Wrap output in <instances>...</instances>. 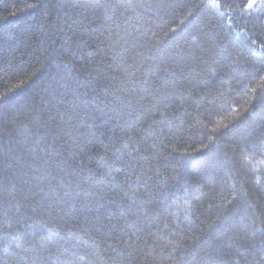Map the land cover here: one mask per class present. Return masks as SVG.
<instances>
[{"label": "trees", "instance_id": "trees-1", "mask_svg": "<svg viewBox=\"0 0 264 264\" xmlns=\"http://www.w3.org/2000/svg\"><path fill=\"white\" fill-rule=\"evenodd\" d=\"M243 2L0 0V264H264V14Z\"/></svg>", "mask_w": 264, "mask_h": 264}, {"label": "snow or ice", "instance_id": "snow-or-ice-1", "mask_svg": "<svg viewBox=\"0 0 264 264\" xmlns=\"http://www.w3.org/2000/svg\"><path fill=\"white\" fill-rule=\"evenodd\" d=\"M238 8H239V11H240V13L242 15L243 14H247L248 16H252L254 13L264 14V0H244L243 4L242 5H239ZM232 10L234 11L235 9H232ZM229 19H231V17H229ZM258 39H264V38H258ZM251 43L252 44H256L257 43V40H252ZM258 47L261 50H264V42L259 43ZM65 63H66V67L69 70H71V68L74 67V65H72L71 62H65ZM172 75L174 76L175 73H173ZM105 91H107V89H105ZM252 92H256V89L253 88L252 89ZM93 102L95 103V101H93ZM127 106L128 107H131L132 106L131 105V102H129V104ZM158 123H162V122H158ZM137 131H144V130L143 129H140V130H137ZM160 131L162 132L163 131V128H161ZM213 131H216V129H213ZM128 141H133L134 142L135 141V136L134 135L128 136ZM122 147L124 149H128L129 150V155H131V152L132 151H136V152L139 151V149L136 148L134 146V144L130 147V145H129V143L127 141L123 143ZM151 147L154 148V147H156V145L153 144V145H151ZM116 151H117V153H119L121 151V149H117ZM139 158L140 159H145V160L147 159V157H143V156H141ZM245 159H247V157H245ZM101 161L102 162L104 161V158L103 157H101ZM126 168H127V166H125V168H119V167L113 168L112 166H107V174H111L113 171H115L117 173L124 172L126 178L128 180H131V177H129L127 175ZM141 179L142 178L139 177V176L136 177V180L137 181H141ZM149 179H151V178L149 177ZM257 183H259V182L257 181ZM143 186H144V189H145L146 194L150 197L152 195V189L148 186V184H147L146 181L144 182ZM259 190H260L261 194H264V188H260ZM246 193H247V190L246 189L242 191V194H246ZM134 198H135V192L133 193V199ZM233 199H235V197H233ZM230 202L231 201H229V203ZM144 203H145L144 200H140V203L137 204L135 208H130V211L132 212V214L138 213L139 210H140V206L142 204H144ZM160 203L162 204L163 201H161ZM153 211H156V210L153 209ZM162 214H163V209H161L160 211H156V216L157 217H159ZM144 219L148 222L149 225H151L152 223H155V219H150L147 216H145ZM165 226H167V225H165ZM142 230L143 229H141L140 231H142ZM48 231L51 232V229H48ZM57 235H58V233H57ZM135 235H136L135 232L132 233V236H135ZM132 236H129V240L132 239ZM137 239H139V237H137ZM129 247H131V244H129ZM5 251H7V249H5ZM129 255H131V252H129Z\"/></svg>", "mask_w": 264, "mask_h": 264}]
</instances>
